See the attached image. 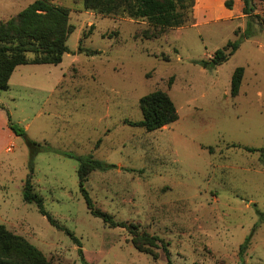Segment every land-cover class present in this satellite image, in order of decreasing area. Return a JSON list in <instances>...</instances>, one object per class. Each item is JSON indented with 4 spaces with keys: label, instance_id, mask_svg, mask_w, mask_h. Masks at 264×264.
<instances>
[{
    "label": "rangeland",
    "instance_id": "1",
    "mask_svg": "<svg viewBox=\"0 0 264 264\" xmlns=\"http://www.w3.org/2000/svg\"><path fill=\"white\" fill-rule=\"evenodd\" d=\"M32 1L0 0V20ZM50 1L70 8L75 29L62 62L21 64L0 90V225L50 264H82L80 246L88 264H169L161 247L154 258L134 246L128 228L91 214L79 161L60 151L91 154L114 164L89 174L95 205L163 238L172 264H264V149H245L264 148V30L242 1L228 8L210 0L205 8L195 0L193 22L151 38L141 36L145 20L85 10L82 0ZM256 12L264 16V0ZM238 36L239 48L222 64L197 62ZM238 66L244 75L232 95ZM156 89L171 96L178 119L151 131L131 125L143 118L140 97ZM10 122L52 148L34 156L32 172L25 136ZM29 174L46 210L80 244L24 201Z\"/></svg>",
    "mask_w": 264,
    "mask_h": 264
},
{
    "label": "trees",
    "instance_id": "2",
    "mask_svg": "<svg viewBox=\"0 0 264 264\" xmlns=\"http://www.w3.org/2000/svg\"><path fill=\"white\" fill-rule=\"evenodd\" d=\"M258 1L262 0H242V12L252 24H257L264 30V16L256 12ZM232 3L233 0H226L225 6L232 8ZM82 4L85 10L102 15L127 16L147 21L149 27L141 29L143 38L155 37L158 35V30L179 27L185 22L194 21L195 0H82ZM74 29L75 25L70 22V8L50 0H33L16 15L7 20H0V90L9 88L10 76L18 65L62 62L64 53L69 52L67 40ZM235 33L238 34V29ZM82 40L83 37L79 42L80 51L84 50L81 45ZM240 44L241 37L238 36L234 40H229L223 47L216 49L209 59L197 62L204 68L218 66L228 60ZM97 52V50H87L90 54ZM243 75V66L234 69L231 79L232 95L239 93ZM139 104L143 118L139 121L129 120V123L142 126L148 131L162 128L179 117L173 99L162 89H156L141 96ZM10 126L16 133L25 136L31 152L29 167L32 172L34 156L40 150H51L52 148L29 138L24 129L17 127L14 123L10 122ZM245 149L256 151L264 148L245 146ZM60 153L79 161L78 183L92 215L102 218L112 227L128 228L132 234L131 240L134 246L140 251L150 253L154 258H158L159 253L156 249L161 247L169 264H172L168 244L163 238L148 231L141 232L136 229V226L127 224L125 221L116 220L110 212L102 210L93 202L85 187L89 174L96 169H105L114 164L103 162L91 154L77 155L65 151H60ZM22 193L25 202L36 203L41 214L45 215L52 224L65 230L75 242L80 244L78 237L59 224L46 210L43 198L34 189L31 174L24 181ZM249 242L250 237H247L240 245V255H243ZM78 252L82 264H88L81 246ZM0 264H50V261L24 237L15 235L4 225H0Z\"/></svg>",
    "mask_w": 264,
    "mask_h": 264
},
{
    "label": "crops",
    "instance_id": "3",
    "mask_svg": "<svg viewBox=\"0 0 264 264\" xmlns=\"http://www.w3.org/2000/svg\"><path fill=\"white\" fill-rule=\"evenodd\" d=\"M199 1V0H198ZM224 1V0H223ZM226 1V0H225ZM225 1H224V4H225ZM242 1V0H241ZM203 2V3H202ZM200 3H202V4H200V5H202L201 7H207V8H209V6H210V3H211V1L210 0H200ZM204 3H205V5H204ZM199 5V3H198V5L196 6V9H195V12L197 13V11H198V6H200ZM199 12V11H198ZM194 16H196L195 14H194ZM41 64H44V63H41ZM21 65H18V66H16V68L14 69V71L12 72V74H11V76H10V79H9V82L11 81V78H12V76H13V73L20 67ZM60 78L58 79V81L57 82H60ZM11 134V133H10ZM7 148V147H6ZM8 149V148H7ZM11 150V149H10Z\"/></svg>",
    "mask_w": 264,
    "mask_h": 264
},
{
    "label": "built area",
    "instance_id": "4",
    "mask_svg": "<svg viewBox=\"0 0 264 264\" xmlns=\"http://www.w3.org/2000/svg\"><path fill=\"white\" fill-rule=\"evenodd\" d=\"M11 149V146H8V150H10Z\"/></svg>",
    "mask_w": 264,
    "mask_h": 264
}]
</instances>
